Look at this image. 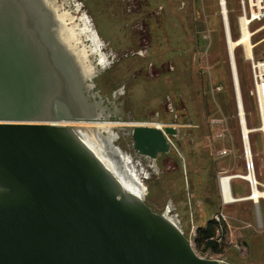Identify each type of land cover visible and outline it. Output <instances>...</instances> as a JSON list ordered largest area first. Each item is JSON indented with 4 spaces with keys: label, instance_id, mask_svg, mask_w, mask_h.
I'll list each match as a JSON object with an SVG mask.
<instances>
[{
    "label": "water",
    "instance_id": "obj_1",
    "mask_svg": "<svg viewBox=\"0 0 264 264\" xmlns=\"http://www.w3.org/2000/svg\"><path fill=\"white\" fill-rule=\"evenodd\" d=\"M96 66L66 0H0V264H231L198 253L99 149L103 124L143 122L119 115ZM113 129L150 159L178 133Z\"/></svg>",
    "mask_w": 264,
    "mask_h": 264
},
{
    "label": "rangeland",
    "instance_id": "obj_2",
    "mask_svg": "<svg viewBox=\"0 0 264 264\" xmlns=\"http://www.w3.org/2000/svg\"><path fill=\"white\" fill-rule=\"evenodd\" d=\"M66 1L100 69L96 81L104 95L115 102L122 118L143 122L100 130L98 147L108 162L126 175L151 207L171 217L201 255L213 254L231 264H264L263 234L232 237L222 221L223 232L219 227L214 235L217 249L207 246L206 238L198 241L199 225L206 219L200 200L214 197L211 185L219 175L216 159L221 141L213 139L212 117H225L242 152L227 39L228 27L233 39L241 34L240 0H226L228 26L221 0ZM250 29L258 54L264 47V20L253 22ZM247 56L243 46L236 48L241 98L253 128L259 119ZM136 125L175 127L178 133L171 136L170 152L156 159L138 156L127 130L113 129ZM250 141L257 172L264 171L261 133H251ZM261 209L264 215V201Z\"/></svg>",
    "mask_w": 264,
    "mask_h": 264
},
{
    "label": "crops",
    "instance_id": "obj_3",
    "mask_svg": "<svg viewBox=\"0 0 264 264\" xmlns=\"http://www.w3.org/2000/svg\"><path fill=\"white\" fill-rule=\"evenodd\" d=\"M236 143L234 142L233 137H230L226 140H222L218 144L219 148L225 146L234 149L233 155L216 159L219 174L222 172H227L229 174L243 173L245 171L242 152L238 143ZM261 168H264V163L261 165ZM256 177L260 184H264L263 170L257 172L256 169ZM211 186L214 188V197L210 199V201H204L203 199L200 200L201 210L203 211L205 209L204 216H206V219L204 225H199V228L205 227L210 220L215 219L218 226L216 227V231L219 230L220 227L223 232L224 229L221 223L223 221V223L227 224L226 232H228L229 235H232V237H234L235 233H239L238 236L241 238L248 235L252 237H259L262 234L264 235V215L261 209V202L264 201V198L261 196L258 197L259 199L257 202L255 199H246L251 193L250 185L247 180L234 176L231 177L230 192L235 199L231 201H224L218 177L213 179ZM259 187L262 188V186ZM206 199L207 197L205 200ZM220 213L223 214V216L220 220H217L215 216ZM236 229H238V231Z\"/></svg>",
    "mask_w": 264,
    "mask_h": 264
},
{
    "label": "built area",
    "instance_id": "obj_4",
    "mask_svg": "<svg viewBox=\"0 0 264 264\" xmlns=\"http://www.w3.org/2000/svg\"><path fill=\"white\" fill-rule=\"evenodd\" d=\"M241 6V16L246 17L248 23L251 25L255 21L264 20V0H240ZM241 18V17H240ZM254 46L252 49V55L247 56V59L250 62L251 69V78L253 85V92L256 102V112L259 119V125L253 127L255 131L245 132L243 129L242 118L239 112L240 125H241V138H242V158L244 161L245 171L243 173H225L222 172L218 175V182L221 188L222 197L224 201L226 199V192L224 191L222 182L224 177L230 176L229 179V189H230V180L231 177H239L248 181L250 185L251 193L249 196L254 195L255 191L261 190L264 193V184H260L256 177V164L253 156V148L250 141V134L253 132H260L264 144V47L258 54L254 52ZM220 89V88H218ZM246 117V116H245ZM211 130L213 131V139L216 141L226 140L231 137L230 129L227 124V120L223 116L212 117L209 121ZM252 129V128H251ZM234 154V149L232 147H220L217 150V157L223 158L231 156ZM259 186H262L260 188ZM231 191V190H230ZM231 193V192H230ZM264 198V195H261ZM223 214H218L215 216L217 220ZM211 257H214L213 254H210Z\"/></svg>",
    "mask_w": 264,
    "mask_h": 264
},
{
    "label": "bare ground",
    "instance_id": "obj_5",
    "mask_svg": "<svg viewBox=\"0 0 264 264\" xmlns=\"http://www.w3.org/2000/svg\"><path fill=\"white\" fill-rule=\"evenodd\" d=\"M221 4H222V8H223V13H224V18H225V22L226 25L228 26V13H227V2L226 0H221ZM241 21V34L237 39H233L230 34H229V27H228V45H229V53H230V57H231V66H232V71H233V79H234V83L236 85V92H237V96H238V109L240 111V115L242 118V123H243V129L245 132H251V131H255L256 129L249 127L246 117H245V109H244V105H243V101L241 98V90H240V83H239V75H238V68H237V64H236V60H235V50L238 46H243L247 52V54L249 56L252 55V48H253V42H252V31L250 29V24L248 23L246 17L241 16L240 18ZM112 124H120V123H105L103 124L104 127H106L107 129H110V125ZM252 128V129H251ZM229 179L230 176H226L223 179L222 185L224 188V191L226 192V199L228 201L231 200H235L233 198V195H231L230 193V189H229ZM261 195H264V193L261 190H257L255 191L254 195L247 197L246 199H255V201H258V197H260Z\"/></svg>",
    "mask_w": 264,
    "mask_h": 264
},
{
    "label": "trees",
    "instance_id": "obj_6",
    "mask_svg": "<svg viewBox=\"0 0 264 264\" xmlns=\"http://www.w3.org/2000/svg\"><path fill=\"white\" fill-rule=\"evenodd\" d=\"M216 226H217V221L215 219H212L208 222V224L205 227H200L198 229L199 237L200 238L198 241L204 240L206 238L207 241V246L212 247V250L217 249V241L214 240V235L216 232Z\"/></svg>",
    "mask_w": 264,
    "mask_h": 264
},
{
    "label": "flooded vegetation",
    "instance_id": "obj_7",
    "mask_svg": "<svg viewBox=\"0 0 264 264\" xmlns=\"http://www.w3.org/2000/svg\"><path fill=\"white\" fill-rule=\"evenodd\" d=\"M123 174V173H122ZM124 175V177H126V175L125 174H123ZM126 180H127V177H126Z\"/></svg>",
    "mask_w": 264,
    "mask_h": 264
}]
</instances>
